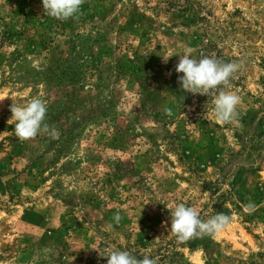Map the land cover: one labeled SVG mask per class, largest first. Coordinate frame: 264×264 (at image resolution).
Wrapping results in <instances>:
<instances>
[{
    "label": "rangeland",
    "instance_id": "obj_1",
    "mask_svg": "<svg viewBox=\"0 0 264 264\" xmlns=\"http://www.w3.org/2000/svg\"><path fill=\"white\" fill-rule=\"evenodd\" d=\"M186 49L241 65L236 121L181 89ZM33 97L57 138L16 137L10 106ZM0 100V264H264V0H85L66 21L0 0ZM178 203L232 223L177 242Z\"/></svg>",
    "mask_w": 264,
    "mask_h": 264
},
{
    "label": "clouds",
    "instance_id": "obj_2",
    "mask_svg": "<svg viewBox=\"0 0 264 264\" xmlns=\"http://www.w3.org/2000/svg\"><path fill=\"white\" fill-rule=\"evenodd\" d=\"M84 3L85 0H42L44 14L62 21L78 19ZM191 51L186 49L184 54L179 55V62L175 66L177 73H183L178 78L181 89L192 94L212 96V107L207 115L216 123L229 124L236 121L239 117L238 106L241 97L225 89L230 86L231 78L241 65L236 62H223L214 56L195 59ZM10 111L12 115L9 120L13 122L15 135L20 141L34 139L40 134L57 138L58 130L45 123L47 105L42 99L33 97L24 105L12 103ZM166 114L171 115V111L167 110ZM216 200L213 198L211 204ZM211 204L204 210L187 206L185 203H178L171 209L170 231L177 242H186L193 237L204 235L215 237L230 226L232 217L223 212H214ZM243 207L247 213L255 211L254 204L249 203ZM120 219L119 213L113 217L117 224ZM104 256L107 257V264H158L157 258H138L127 250H112Z\"/></svg>",
    "mask_w": 264,
    "mask_h": 264
}]
</instances>
